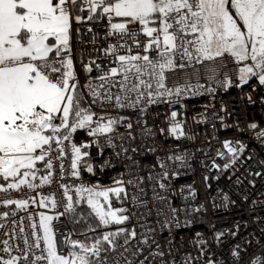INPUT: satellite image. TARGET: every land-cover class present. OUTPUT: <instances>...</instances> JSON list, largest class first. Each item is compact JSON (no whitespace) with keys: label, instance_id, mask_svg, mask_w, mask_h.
I'll use <instances>...</instances> for the list:
<instances>
[{"label":"built area","instance_id":"built-area-1","mask_svg":"<svg viewBox=\"0 0 264 264\" xmlns=\"http://www.w3.org/2000/svg\"><path fill=\"white\" fill-rule=\"evenodd\" d=\"M88 15V11L81 12L80 24L90 21ZM111 23L105 14L80 27L73 19L71 58L77 88L95 113L93 126L101 116L104 122L108 118L118 122L110 133L90 136L86 130H77L73 134L72 142L77 146L91 144L82 149L88 155L78 165L79 177L71 174L73 155L65 142L62 159L56 151L46 157L53 164L50 183L35 189L21 185L20 190L0 191V260L20 257L19 264H47L35 261V256L46 255L47 247L42 229L31 226L33 221L38 223L39 213L53 217L50 226L58 253L70 254L75 234L68 216L81 206L83 200L75 189L83 185L123 187L127 195L112 199V207L126 210L131 231L136 234L119 241L112 254L95 264H254L264 255V137L259 135L264 132V85L256 78L242 84L240 65L229 55L203 62L176 55V67L165 71V83L169 90L180 89L179 95L160 97L155 103L145 100L140 105L144 111L117 107L114 102L101 106L93 102L88 84L94 88L103 84V94L110 86L98 77L118 66V55L158 58L155 47L144 52L150 38L141 26L127 27V34L121 35L113 31ZM113 46L115 53L110 51ZM182 51L179 47L178 52ZM88 65L91 73L85 70ZM113 79L118 81L120 76ZM111 91L117 94L119 88ZM172 112L177 113L175 121ZM175 122L183 129L178 138L170 132ZM226 142L233 148L243 146L235 163L224 148ZM86 165H91L93 172H88ZM36 168L37 179H29L40 185L49 171L43 161ZM117 181L123 183L118 185ZM65 187L73 196L71 212L66 211ZM41 197L48 201L46 207L30 203L23 210L7 203L31 198L38 201ZM36 235L41 236L39 248L35 246ZM6 247L8 251H4Z\"/></svg>","mask_w":264,"mask_h":264},{"label":"snow or ice","instance_id":"snow-or-ice-1","mask_svg":"<svg viewBox=\"0 0 264 264\" xmlns=\"http://www.w3.org/2000/svg\"><path fill=\"white\" fill-rule=\"evenodd\" d=\"M72 10L88 11V20L94 19L93 14L98 11L107 15L110 23L113 16L125 18V22L111 23L113 31L121 35L127 34L129 23H136L150 38L144 52L148 53L154 47L157 51V59H151L148 54L118 55V66L98 77L110 86L103 94L100 91L103 84L94 88L89 83L93 102L101 106L114 102L117 107L140 108L145 100L155 103L160 97L179 95L180 89L169 90L165 83V71L176 67V55L203 62L227 54L237 64L249 62L238 69L242 84L256 78L264 85V0H0V177L13 180L0 191L20 190L21 185L35 189L50 183L53 164L46 157L56 151L59 153L57 158L62 159L65 142L70 144L73 155L71 174L79 177L78 165L82 157L88 155L82 149L90 148L91 144L77 146L72 142L73 134L77 130H86L90 136L110 133L118 122L111 118L104 122L105 118L101 116L93 126L95 113L82 107L76 94L79 82L71 58V25L73 19L80 22L83 18L73 17ZM188 36L192 38L188 39ZM179 47H183L182 52H178ZM110 51L115 53L116 47ZM85 70L91 73L93 69L88 65ZM116 76H120L118 81L113 79ZM227 83L230 85V81ZM116 87L119 92L113 94L111 89ZM176 116V112L171 113L173 121ZM170 132L177 138L182 136V125L173 123ZM259 135L264 137V132ZM224 148L232 155L231 163H235L239 152L243 151L242 145L233 148L231 142H226ZM37 161L45 162L49 171V175L42 177L40 185L31 182L37 179ZM86 170L93 172L91 165H86ZM122 183L117 181L118 185ZM75 192L81 200L86 199L105 227L113 223L121 225L129 219L127 215L118 214L126 210L113 209L110 200L112 194L117 199L122 193L126 196L123 187L99 189L81 185ZM64 195L66 211L71 212L74 210L73 196L67 187ZM7 203L26 210L30 203L46 207L48 201L41 197L38 201L31 198ZM51 206L56 207L54 199ZM52 220V216L39 213L38 223L33 221L31 224L33 229H42V239L47 246L46 255L35 256L36 262L93 264L92 257L99 260L101 251H107L101 248L102 241L114 249V239L126 231L109 232L103 235L102 241L97 240L91 245L72 241V248L79 251L59 254L50 226ZM130 235L134 238L136 234L133 231ZM40 241L41 236L36 235L37 248ZM20 259L11 257L0 260V264H19ZM23 259L26 260L27 255ZM254 264H264V255Z\"/></svg>","mask_w":264,"mask_h":264},{"label":"trees","instance_id":"trees-1","mask_svg":"<svg viewBox=\"0 0 264 264\" xmlns=\"http://www.w3.org/2000/svg\"><path fill=\"white\" fill-rule=\"evenodd\" d=\"M73 12H74L75 16L81 15V11L73 10ZM101 14H103V13L99 12V11L96 14H93L94 19L90 20L89 22L97 21L99 19V17L101 16ZM113 20L115 22H117L119 20L120 21L123 20L125 22V18L123 19V18L115 17ZM89 22H87V23H89ZM87 23H81L80 24V22H79L78 27L83 26L84 24H87ZM225 55H227V54H225ZM247 63H249V62H247ZM240 67H241V65H240ZM76 92H77V95L80 97L81 106L84 108H89L88 105L86 104V102L84 101L83 95L81 94V92L79 91L78 88H77ZM38 162H37V164H38ZM10 180H12V179L4 180L2 177H0V185H3ZM115 198H116L115 195H113V197H111L110 200L115 199ZM68 222H69V225L71 227V230L75 234V238L73 239V241H78L80 243H84V244H88V245L94 243L97 240L102 241L103 235H105L109 232H115L118 229H126V231L122 232L118 237H116L114 239L113 243L116 246V244L119 241L128 240L131 237L130 233L132 232L131 228H130V219H128L124 224H121V225H116L114 223L107 226V227L102 225L99 222L98 217L95 216V213L87 205L86 199L82 201L81 206L76 213L68 216ZM90 231L92 233H89ZM101 248L107 249V251H101V253H100L101 255H100L99 259L105 255L112 254L114 251L112 245H109L107 242H103V241L101 243ZM96 262H97V259L95 261H93V264H95Z\"/></svg>","mask_w":264,"mask_h":264},{"label":"rangeland","instance_id":"rangeland-1","mask_svg":"<svg viewBox=\"0 0 264 264\" xmlns=\"http://www.w3.org/2000/svg\"><path fill=\"white\" fill-rule=\"evenodd\" d=\"M115 17L113 16V19H114ZM112 19V23H120V22H124V21H117V22H115L114 20ZM136 26H140V25H138V24H136V23H129L128 25H127V27H129V28H131V27H136ZM243 63H247V62H243ZM243 63H241L240 65H241V67L243 66ZM77 90V89H76ZM76 94H77V92H76ZM37 151H39V150H37ZM23 171V170H22ZM9 179H12V178H9ZM114 195V194H113ZM113 195H110V198L111 197H113ZM102 203H106V202H104L103 200L101 201ZM118 214H121V215H127V213H118ZM128 216V215H127ZM89 245H91V244H89ZM73 249V248H72ZM73 251H79V249L77 248V249H73ZM101 255V254H100ZM97 258L96 257H92V260L93 261H95Z\"/></svg>","mask_w":264,"mask_h":264},{"label":"crops","instance_id":"crops-1","mask_svg":"<svg viewBox=\"0 0 264 264\" xmlns=\"http://www.w3.org/2000/svg\"><path fill=\"white\" fill-rule=\"evenodd\" d=\"M118 18H120V17H118ZM74 39H75V31L73 29V25H71V39H70L71 54H72V52H74Z\"/></svg>","mask_w":264,"mask_h":264}]
</instances>
